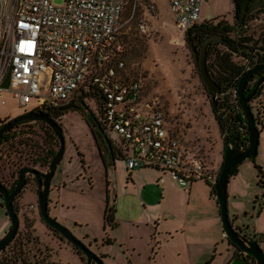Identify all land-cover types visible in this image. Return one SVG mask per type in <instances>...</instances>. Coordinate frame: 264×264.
I'll use <instances>...</instances> for the list:
<instances>
[{
  "label": "rangeland",
  "instance_id": "rangeland-1",
  "mask_svg": "<svg viewBox=\"0 0 264 264\" xmlns=\"http://www.w3.org/2000/svg\"><path fill=\"white\" fill-rule=\"evenodd\" d=\"M152 1L158 7L155 15L146 8L148 0H131L126 10L120 32L129 36L139 53L133 57L129 53L126 65L130 69H136L138 77L146 83L150 96L158 99L165 109L168 126L179 136L182 151L188 152V157L196 156L206 165L212 166L222 141L224 143V137L214 119L211 94L203 82L189 42L185 40V35H178L168 1ZM52 2L56 5L65 3L64 0ZM135 4L139 6L134 13ZM233 12V0H204L201 21L239 26L241 23L235 21ZM141 17L148 19L146 32L138 29ZM258 25L253 23L249 28L244 26L241 31L247 30L251 34ZM231 36L236 37L237 34L231 32ZM78 102L87 116L90 117V111L98 116L90 99ZM35 109V102L22 105L12 91L5 90L0 95V126ZM57 120L63 128L65 150L51 182L50 215L92 251L105 253L106 256L102 258L104 264L148 263L147 256L139 257L138 251L133 252V247L140 249L141 245L142 251L146 253L143 247L154 244L149 236L153 225L148 228L146 225L123 222L117 231L105 230L106 202L109 200L114 204L117 186L120 191H126L128 186L137 189L138 194L146 201L147 206L140 200L139 205L146 210L148 217L149 212L154 214L159 210L164 211L160 220L163 234L157 240L160 242L155 251L160 264H242L240 258H234L237 247L231 244L229 237L223 236L225 230L218 198L215 194L212 197L213 189L205 180H197L192 185L189 182L183 188L168 171L171 191L164 194V184L159 183L158 178L163 176L162 172L136 167L134 185L129 180L127 160L120 155H117L115 161L116 168L110 163L106 173V165L95 144L94 133L75 108ZM90 123L93 121L90 120ZM95 130L99 131L98 127ZM259 130L258 153L235 166L227 184V195L231 220L237 218L236 225L246 228L245 231L249 234L256 232L264 250V178L258 168L262 167L264 172V125ZM16 131L25 136V139L15 140L19 148H24L20 145L22 140L36 144L42 150L49 145L57 148V142L50 138V132L44 124L32 121ZM109 136L113 142L121 141L118 134ZM13 153L7 158L0 149V180L9 186L18 178V165L26 164L27 160L34 162V157H29L25 150L19 149L17 154ZM107 159L112 162L114 158L108 156ZM35 168L47 170L40 166ZM162 178L167 179L166 176ZM33 185L36 186V183ZM3 202L0 195V216L3 214ZM15 205L21 221L18 239L29 240L28 246L33 253L38 256L49 255L54 264H86L85 255L83 260L69 240L55 234L41 219L38 194L30 185L22 190ZM183 226L185 231L181 232L180 227ZM169 229L173 231L175 239L167 234ZM142 236L145 238H141ZM152 247L153 245L150 251Z\"/></svg>",
  "mask_w": 264,
  "mask_h": 264
},
{
  "label": "built area",
  "instance_id": "built-area-1",
  "mask_svg": "<svg viewBox=\"0 0 264 264\" xmlns=\"http://www.w3.org/2000/svg\"><path fill=\"white\" fill-rule=\"evenodd\" d=\"M64 1L56 5L52 0H0V95L10 90L22 105L35 102V110L60 109L81 100L80 88L92 78L95 90L104 98L105 133L118 134L125 144L129 170L162 168L184 187L198 179L215 185L221 168H212L182 151L179 136L168 126L165 109L150 96L144 80L124 79V59L108 63L115 52L124 49L115 44L130 0ZM167 1L179 36L201 21L204 0ZM138 6L135 4L134 13ZM146 8L153 15L158 12L152 0ZM253 23H264V11ZM147 27L148 19L141 17L138 29L146 32ZM241 28L243 23L234 26L235 34ZM258 58L256 52L247 58L235 54L243 73ZM231 93L239 100L233 84ZM223 236L228 237L225 232Z\"/></svg>",
  "mask_w": 264,
  "mask_h": 264
},
{
  "label": "trees",
  "instance_id": "trees-1",
  "mask_svg": "<svg viewBox=\"0 0 264 264\" xmlns=\"http://www.w3.org/2000/svg\"><path fill=\"white\" fill-rule=\"evenodd\" d=\"M242 2L243 0H233L234 11H236L238 15L242 9L241 8ZM129 4L130 2L128 3L127 7L124 10L122 21L124 20V15L126 13ZM209 24H210L209 20L206 22L200 21L193 28L187 31L185 35V40L189 42L192 51L194 53L193 47H195L197 51H201L204 41L208 37L210 36L221 37L219 40L211 42L208 45L206 51L208 71L212 79L217 83L218 86L221 87V91L215 94L217 105H214V102L212 101V111L215 120L221 130V133L223 134L224 144L231 145L233 148L236 149L244 148L247 145V141H249L247 121L243 109L239 103V100L237 98L235 99L233 98V95L231 93V87L233 84L235 88H238L239 81L244 76L245 73H243V66L240 64V62L235 61V54L247 58L250 57L253 52H256L259 55L256 65L264 64V54L261 55L259 52V51H264V23H260L255 28V31L252 32L251 34L248 33V31L246 30L244 32L241 31L240 33H238L236 37L231 36V32H234V26L225 23H219L218 26L211 28ZM245 25L246 24L243 23V27ZM117 44H122L124 46V49L120 52H115L112 58L108 60V63L114 62L115 64V62L119 59H124L125 62L127 63L126 56L129 53L132 55L131 57L139 55V53L136 52L137 47H135V45L132 44L127 34H121L120 32L118 36V40L116 41L115 45ZM113 49L116 50L115 47ZM196 63L199 64L197 61ZM123 77L124 79H130V78L139 79L136 69L135 70L130 69L127 65H126V70L123 73ZM263 77H264V71L259 72L255 75L254 79L247 85L245 89L246 96L252 94L254 88L256 87L257 80ZM91 79L92 78L88 79L84 83V85L80 88V92H81L80 97L81 100H83L84 98H88L94 103L95 108L97 109L98 112V116L92 114L91 111H90V117L87 116L85 112H83L81 105L76 107V111H78L84 117V119L91 127L94 133L96 145L99 149L100 155L103 161L106 163L107 162L106 156L108 152H110L111 157H113L114 159L116 158L115 152L113 151L114 143L110 139V136L107 133H105L104 124H105L106 109H105L104 98L98 91L95 90L91 82ZM250 104L252 106V110L254 112L255 120L258 127L263 126L264 125V85L258 90L256 96L252 98ZM84 106L89 109V107L86 106L85 104ZM237 107L239 108V110H237ZM36 111L44 115L50 116L56 121H58L57 119L60 116L65 114V112L64 113L60 112L59 108H43V109H37ZM90 120H92L93 123H90ZM29 122L32 121L24 122L19 126L15 127L14 129H12L11 131L5 133L0 140V149L4 151L7 158H10L13 152L17 154L19 152V149L25 150V153L29 157L30 156L34 157L33 163H30L31 161L29 160H27L26 164L19 163L20 165L17 166L18 173L22 168L26 166H32V167L40 166L48 169L51 161L53 160L54 156L57 154L60 147L58 137L56 136L53 129L45 122L35 121L37 123L46 125L51 135L50 138L51 137L54 138L55 141L57 142V148L55 146L51 147V145H49L47 148H44L42 150L36 144H30L26 140L20 141V145L24 148H19V145L15 144V140L18 138L25 139L24 138L25 136L23 133L18 134L16 130L20 126L25 125L26 123ZM95 127H98L99 131L95 130ZM120 155L121 157H124L122 153ZM82 162L84 163V161ZM258 168H259V172L263 174V178H264V172L262 170V167L259 166ZM198 180H205L212 187L213 194L216 195L214 184H212L207 179H198ZM17 181L18 179H16L13 182V185ZM195 181L197 180H191V183ZM0 183H2L1 180ZM34 183H36L37 187L33 185ZM27 185H30L31 187H35L36 192L38 193V184L34 177H32V179L31 176L28 178ZM15 209L18 211L16 205H15ZM41 219L44 221L42 216ZM117 225L118 223L116 221V208L113 204H110L109 200H107V205L105 207V213H104V226L105 228L107 227L115 228ZM238 230L249 240H254L258 238V234H254V233L247 234L245 230H240V229ZM17 235L19 236V233H17ZM17 235L15 239L10 244H8L4 250L0 251V264H54L51 263L49 255L38 256L36 253H33V250L28 246L29 240L26 241L19 240ZM231 244L233 243L231 242ZM74 248L80 253V255H82V258L84 260L83 252H81L76 247ZM234 258H240L242 264H253L255 262L253 255L249 253H244L239 249L237 250V253L235 254Z\"/></svg>",
  "mask_w": 264,
  "mask_h": 264
},
{
  "label": "water",
  "instance_id": "water-1",
  "mask_svg": "<svg viewBox=\"0 0 264 264\" xmlns=\"http://www.w3.org/2000/svg\"><path fill=\"white\" fill-rule=\"evenodd\" d=\"M220 36H210L203 44L202 50L197 51L193 47L195 53V60L200 65V73L205 83L207 90L211 94V99L214 105H217L215 94L221 91V87L212 79L206 60V51L208 45L216 40H219ZM264 71V64H258L250 69L240 79L238 84V98L239 103L243 109L247 128L249 132V144L245 148L236 149L231 145H225L224 161L218 180L214 187L216 196L218 198L220 206V214L222 223L224 225L225 233L228 235L229 240L245 253L253 255L255 262L253 264H264V250L260 246L258 239L249 240L246 238L235 226L229 216L228 210V195L227 184L230 180L233 169L236 165L240 164L243 160L256 156L258 153V146L260 143V130L255 120V115L252 110L251 100L256 96L258 90L264 85V77L257 80L256 87L252 94L246 96L245 89L247 85L254 79L255 75ZM10 73L7 75L4 82V87H9ZM75 102H71L66 106L61 107L60 111H69L73 108ZM27 121H41L47 123L55 132L59 140V150L51 161L46 171H40L35 167L26 166L19 171L18 181L14 184L13 188L8 189L4 184L0 183V195L4 200V207L11 221V227L0 238V251L4 250L8 244H10L16 237L20 228V217L18 211L15 209L16 197L22 192L28 183V177L32 176L36 179L38 184V205L42 218L53 229L57 230L60 234L69 240L74 246L78 247L87 258L86 264H104L103 259L93 252L82 241L76 238L70 230L60 224L56 219L52 218L49 210V192L51 188L52 179L55 176L58 165L60 164L65 150V141L63 135L62 126L54 120L52 117L44 115L36 110L27 112L23 115L12 118L10 121L4 123L0 127V140L3 135L20 124Z\"/></svg>",
  "mask_w": 264,
  "mask_h": 264
},
{
  "label": "crops",
  "instance_id": "crops-1",
  "mask_svg": "<svg viewBox=\"0 0 264 264\" xmlns=\"http://www.w3.org/2000/svg\"><path fill=\"white\" fill-rule=\"evenodd\" d=\"M214 119H215V117H214ZM113 143H114L113 151L115 152L116 158H117V155H120L121 153L124 156V151H126L125 150V147H126L125 144H123L122 141H117V142H113ZM95 144H96V141H95ZM224 154H225V145L222 141V146L219 148V150L217 152V159H215V162L210 167L221 168L223 161H224ZM108 156L111 159L113 158V157H111L110 152L107 153L106 159ZM116 158L112 159V162H109L110 160L107 159V162L104 163L106 165V173L108 172L107 167L110 165V163L114 164V167L116 168V162H115ZM141 168H150V169H154L156 171L162 172L163 173L162 175L167 177V179L162 178L163 176H161V175L158 177V178H160L159 183L164 184V187H163L164 191L163 192H164V194H168L171 191L170 189H171L172 184L170 185V179L167 175L168 170H164L162 168H154V167H141ZM129 172H130L129 180H131V182L134 185H136V178H135L134 169L129 170ZM195 182H193V183H195ZM193 183H191V185ZM182 187L186 188L187 186H185V187L182 186ZM32 190L35 191V193L37 194L35 187H32ZM190 196H192V193H190ZM212 197H214V194L212 195ZM139 200L141 203H143L145 206H147L146 201L143 199L142 196H140L138 194L137 189H132L128 186L126 191H120V188L117 186V188H116V199H115L113 205L116 208V221H117L118 225L115 228H108V227L105 228V226H104V228L106 231L108 229L117 231L122 226L123 222L124 223H132V224L137 223L140 225H146L148 228L153 225L154 226L153 231L149 232V236H151L152 242L154 244H149V245H146L145 247H143L144 250L146 251V253H144V251H142L141 245H140V249H139V247L134 246L133 252L138 251L139 257H143V255L147 256V259H149V261H148V263L145 262V264H160V261L156 257L155 251H156V246L160 242L157 240L159 239V236L161 234H163V230L160 228V220L164 216L163 215L164 211L159 210V211H156L154 214L149 212L150 214L148 217L146 210H144L142 208V205L141 206L139 205ZM189 202H191V199ZM106 205H107V202H106ZM139 206H140V208H139ZM1 207L3 208V214L0 216V238L2 236H4L5 233L7 232V230L11 227V221H10L8 214L6 213V208L4 207V202L2 203ZM217 223H218V220H217ZM175 230H176V232H179L178 229H175ZM180 230H181V232H184L185 227L184 226L182 228L180 227ZM172 233H173V231L171 229H169L167 234L173 236V237H171L172 239H175L176 237ZM254 234H257V233L254 232ZM107 235H109V234L107 233ZM132 237L134 238V235H132ZM141 238H145V237L142 236ZM116 240L118 241V238H116ZM122 245H124V243ZM152 245H153V247L150 251V247ZM126 252L127 251L125 250V254H126ZM103 254L105 255V253H103ZM126 255H128V253ZM131 260H132V262H134L133 259H131Z\"/></svg>",
  "mask_w": 264,
  "mask_h": 264
},
{
  "label": "flooded vegetation",
  "instance_id": "flooded-vegetation-1",
  "mask_svg": "<svg viewBox=\"0 0 264 264\" xmlns=\"http://www.w3.org/2000/svg\"><path fill=\"white\" fill-rule=\"evenodd\" d=\"M242 9H241V11H240V13H239V15L236 13V11H234L233 12V14H234V18H235V20L238 22L239 21V23H245L246 24V26H247V28H249L250 27V25H247V23L250 21L252 24H253V20L255 21V20H257V18L260 16V14L264 11V0H243V2H242V7H241ZM210 27L212 28H214V27H216V26H218V24H214V23H212V22H210ZM66 106V105H65ZM77 106H80V103L77 101H75V103H74V106H73V108L72 109H74L75 108V110H76V107ZM71 109V110H72ZM70 111V110H69ZM60 112H62V113H66V112H68V111H60ZM11 120V119H10ZM9 120V121H10ZM8 122V121H7ZM6 123V122H5ZM2 126V125H1ZM0 126V127H1ZM32 177V176H31ZM29 178V177H28ZM18 179V178H17ZM2 182V181H1ZM2 184H4L8 189H11V188H13V183L9 186L7 183H5V182H2ZM13 185V186H12ZM20 195V194H19ZM18 195V196H19ZM17 196V197H18ZM17 197H16V199H17ZM236 221H237V219L235 218V219H233V223H234V226L236 227V228H238V229H240V230H245L246 228H244V227H242L241 225H236ZM52 230L55 232V234H59L61 237H63L64 238V236L62 235V234H60L57 230H55V229H53L52 228ZM247 234H249V233H247ZM256 239H258L259 240V242L261 241L260 240V238L258 237V238H256ZM106 241V240H105ZM74 246V245H73ZM74 247H76V246H74ZM76 248H78V247H76ZM79 249V248H78ZM239 249V248H238ZM80 250V249H79ZM240 250V249H239ZM81 251V250H80ZM241 251V250H240ZM82 252V251H81ZM94 252V251H93ZM243 252V251H242ZM96 253V252H95ZM245 253V252H244ZM84 254V253H83ZM98 256H100L101 258H104L105 257V255L101 252L100 254H98V253H96ZM87 261V260H86Z\"/></svg>",
  "mask_w": 264,
  "mask_h": 264
}]
</instances>
